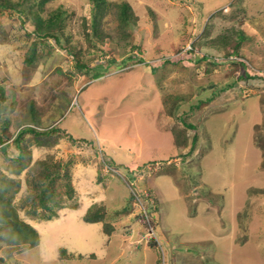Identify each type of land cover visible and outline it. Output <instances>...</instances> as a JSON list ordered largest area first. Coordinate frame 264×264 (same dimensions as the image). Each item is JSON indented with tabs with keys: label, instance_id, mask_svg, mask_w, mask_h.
<instances>
[{
	"label": "rangeland",
	"instance_id": "374dc122",
	"mask_svg": "<svg viewBox=\"0 0 264 264\" xmlns=\"http://www.w3.org/2000/svg\"><path fill=\"white\" fill-rule=\"evenodd\" d=\"M107 2L95 34L90 0L48 1L42 15L62 10L68 23L61 45L49 37L38 43L31 64L33 20L0 12V85L14 94L11 129L59 120L72 136L51 148L34 145L30 165L60 162L74 188L56 218L40 220L42 211L22 204L28 171L13 173L0 154L4 172L23 182L4 197L41 233L39 244L18 246L0 226V264H264V0ZM122 2L136 18L120 20ZM240 33L245 64L233 65L219 45ZM78 62L92 68L81 71ZM168 97L178 98L176 111ZM186 135L178 147L174 138ZM138 165L129 185L127 166ZM131 192L156 199L154 220L148 207L149 217L139 216L135 203L123 211ZM98 206L113 225L107 243L105 222L82 218Z\"/></svg>",
	"mask_w": 264,
	"mask_h": 264
},
{
	"label": "trees",
	"instance_id": "16d2710c",
	"mask_svg": "<svg viewBox=\"0 0 264 264\" xmlns=\"http://www.w3.org/2000/svg\"><path fill=\"white\" fill-rule=\"evenodd\" d=\"M48 1L50 0H38L36 3V0H0V12L3 10L17 11L21 14L27 15V17L31 18L35 24V27L31 32L26 31L28 40L32 41L31 48L27 51L25 56L26 64H31L32 62L34 63L38 43H44L48 37L53 38L57 44L61 45L60 40L64 32V27L65 24L68 23L67 15L64 14L62 10H56L49 17H44L41 11L44 9V6ZM90 3L92 5L93 16L91 26L93 28V33L98 34L100 29L99 22L101 21L103 12L107 9L109 2H107V0H90ZM119 6L120 9L118 10V15L121 21L126 22L129 19L136 18L132 10V6L128 2H122ZM243 38V33L239 34V40L234 43H230L222 38L219 46L221 48H227L230 55H238V49ZM76 46L77 45H71L73 49H75ZM75 52H79V50ZM180 52V54H182L186 52V50L180 49ZM187 52L193 53L192 50H188ZM201 56L207 57L206 55ZM130 58L131 56H129L127 60L129 61ZM190 59L193 58L190 57ZM224 60L233 65L245 64L244 61L237 60L236 58H226ZM78 66L81 71L85 68H92L88 62H78ZM9 90L10 89L6 88L4 84L0 85V154H2L5 161H7L4 167L10 169V171L15 174H20L24 170L28 171L25 183L30 186V190L24 198L23 203L21 200V203L30 204V208L32 209L28 211H32L33 214H37L38 211H42V219H51L59 215V210L65 208L68 200L74 199V188L72 187V182L69 180L68 172H65L63 177L60 176V171L64 169L60 162H55L56 164L52 166L47 162L48 158H42L41 160H35L32 165H30L33 159L32 149L34 145L41 147L47 146L51 148L57 144L60 138L66 136L70 137L72 135L62 130V127L59 126V120H56L54 124L48 127L39 126L41 125L40 122L35 120L34 122H27L21 125L19 124L15 130H12L9 119L10 116L7 111H9V109L12 110L14 107V100L12 102L8 101V98L14 97V94L10 93L11 90ZM169 100H172L170 108L174 106L176 111L180 106L178 98L171 99L168 97V101ZM206 102L207 100H201L198 105H190L189 111L196 107H200ZM169 111H171V109ZM34 119H36V116H34ZM177 127L173 126L174 130H176ZM174 139L178 147H186L188 139L187 135L186 139L183 141H177L176 138ZM12 146L15 148V152L10 150ZM196 146L197 136L194 134L192 138V146L189 152L192 151L194 147L196 148ZM1 167L2 166H0V226L5 227V234H9V238L13 241L12 244H17L18 246L20 244H25L29 247L35 246L40 242V235L36 227L18 214V210H16V207L13 206L11 198L4 197L5 192L11 188L17 192L20 188H22L23 182L21 179H17L10 176L7 172H4L3 167ZM142 167L144 166L138 165L135 168L127 166L129 179L126 177L125 179L129 185V182L132 179V171ZM149 190L151 191L152 188L150 187ZM139 196H141L143 200L147 201L145 204L150 211L152 219L154 220L158 208L156 199H154L153 203H149L147 195L140 193ZM135 200L136 195L131 192L127 199L128 207L123 208V211L126 213L129 212ZM75 206L78 207L77 204ZM21 208L26 211V206ZM106 214L107 212L104 207L101 208L98 206L95 209L94 207H90L84 214L83 219L86 222L104 221ZM39 217L40 216H34V218ZM104 222L105 224L103 230L106 234H110L111 230H113V225L110 222ZM66 256L67 258L73 257L68 254ZM62 258L65 257L61 253V255H59V259Z\"/></svg>",
	"mask_w": 264,
	"mask_h": 264
},
{
	"label": "built area",
	"instance_id": "2783aa9c",
	"mask_svg": "<svg viewBox=\"0 0 264 264\" xmlns=\"http://www.w3.org/2000/svg\"><path fill=\"white\" fill-rule=\"evenodd\" d=\"M140 198H141V196H140ZM141 199L136 198V200L134 201V203H135V205L139 206L141 214L144 215V216H147L148 215V211H147L146 204L143 202L144 203V206H140L139 205V203H142V200L143 199L142 200Z\"/></svg>",
	"mask_w": 264,
	"mask_h": 264
},
{
	"label": "crops",
	"instance_id": "0c3cea01",
	"mask_svg": "<svg viewBox=\"0 0 264 264\" xmlns=\"http://www.w3.org/2000/svg\"><path fill=\"white\" fill-rule=\"evenodd\" d=\"M61 214V213H60ZM56 218V217H55ZM82 218H83V216H82ZM90 223V222H89ZM95 224H99L98 222L97 223H95ZM98 228H101L100 226H98ZM105 233V232H104ZM40 235H41V233H40ZM110 235H113V234H110ZM110 235H109V237H110ZM108 235L105 233V240L108 238L107 237ZM108 241L106 240V243H107ZM68 248H69V250H70V252H76L77 253V249H75V247H70V246H68V245H66ZM87 250V249H86ZM83 252V251H82ZM89 251H86V252H84V253H88ZM72 259L73 258H75V256H73V257H71ZM56 259H59V257H56Z\"/></svg>",
	"mask_w": 264,
	"mask_h": 264
},
{
	"label": "clouds",
	"instance_id": "9594fccd",
	"mask_svg": "<svg viewBox=\"0 0 264 264\" xmlns=\"http://www.w3.org/2000/svg\"><path fill=\"white\" fill-rule=\"evenodd\" d=\"M234 58V56H232V55H229V58ZM235 58L237 59V60H243V58L241 57V56H238V55H235ZM137 206V205H136ZM137 208L139 209V212H140V208H139V206H137ZM149 211V210H148ZM139 216H142V218H143V216L144 215H142L141 214V212H140V214H138ZM145 217H149V214L147 215V216H145ZM40 220H46V219H40ZM48 220V219H47ZM34 225V224H33ZM40 235V234H39ZM108 235H110V234H108ZM64 259V258H63Z\"/></svg>",
	"mask_w": 264,
	"mask_h": 264
}]
</instances>
